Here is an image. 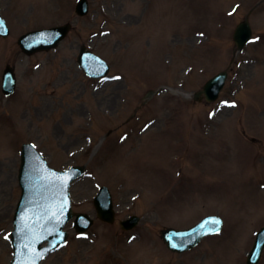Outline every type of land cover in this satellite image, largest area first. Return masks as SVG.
Masks as SVG:
<instances>
[{"label":"rangeland","instance_id":"1","mask_svg":"<svg viewBox=\"0 0 264 264\" xmlns=\"http://www.w3.org/2000/svg\"><path fill=\"white\" fill-rule=\"evenodd\" d=\"M74 1L0 0L11 25V35L0 38V74L9 63L17 76L16 93L5 98L0 91V264L11 257L8 235L19 196L12 153L21 138L35 142L56 167L87 164L90 175L71 186L76 211L95 216L92 197L105 184L118 220L141 216L126 232L117 221L96 220L79 236L68 224L66 246L42 264H245L264 223V0H244L230 17L224 12L236 0H90L84 18L74 16ZM256 4L250 20L260 38L237 56L241 63L218 101L193 100L226 66L232 31ZM177 14L181 28L173 23ZM69 18L74 29L58 49L32 56L18 49L20 32ZM82 44L104 56L120 79L84 76L76 63ZM158 88L142 104L147 90ZM214 211L228 219L222 234L189 254L167 251L160 228L186 226Z\"/></svg>","mask_w":264,"mask_h":264},{"label":"water","instance_id":"2","mask_svg":"<svg viewBox=\"0 0 264 264\" xmlns=\"http://www.w3.org/2000/svg\"><path fill=\"white\" fill-rule=\"evenodd\" d=\"M38 180H39L38 176H36L35 174H31L28 180L26 179L25 182L23 183L24 195L20 203V209L24 208L28 204L27 201L28 196L29 198H31V196H33L36 193V190L38 189ZM66 188H67V184L64 187L60 186L59 184V186L53 190V194L54 196L56 195L55 197H57V199L55 200V204L49 205L48 209H43L42 211H40V214L48 213L44 220L42 215L40 216L37 214L33 215V209L28 212L27 210L21 211V212H25L24 217L23 216L19 217L20 214L17 216L18 221L16 222L15 226L18 228L19 234L22 235V241L25 240L24 237L27 238L26 243L25 244L22 243L24 245V248L29 247L32 243L35 244V242L40 240L39 236H45V235L48 236L51 240L52 245L57 243L63 237L62 235H60L55 238L51 235L54 233H60L59 231L60 227L65 222V220L71 215V212L68 207V199L64 197L67 196ZM53 206H54V210L52 209ZM30 208L31 207H29L28 209ZM43 222L50 223V229L42 232L37 231L36 234L37 226L40 229L41 225H43ZM198 228H202L203 231L205 230V225L203 226L200 225L198 226ZM194 231L195 230H189L178 233L173 232V234L187 236V235H191ZM262 243L263 240L259 243L257 242L259 247L262 245ZM29 250L30 252H32V257L36 260L38 256L37 248L32 247Z\"/></svg>","mask_w":264,"mask_h":264},{"label":"snow or ice","instance_id":"3","mask_svg":"<svg viewBox=\"0 0 264 264\" xmlns=\"http://www.w3.org/2000/svg\"><path fill=\"white\" fill-rule=\"evenodd\" d=\"M220 224H221V222L218 219L215 220V223H214L213 227L210 229V231L211 232H214V233H219V231H220ZM33 264H35V260L33 261Z\"/></svg>","mask_w":264,"mask_h":264}]
</instances>
